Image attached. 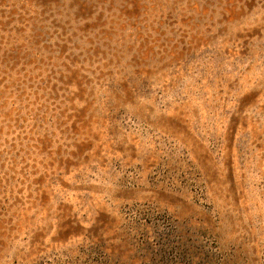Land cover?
I'll use <instances>...</instances> for the list:
<instances>
[{"label":"rangeland","instance_id":"1","mask_svg":"<svg viewBox=\"0 0 264 264\" xmlns=\"http://www.w3.org/2000/svg\"><path fill=\"white\" fill-rule=\"evenodd\" d=\"M0 264H264V0H0Z\"/></svg>","mask_w":264,"mask_h":264}]
</instances>
